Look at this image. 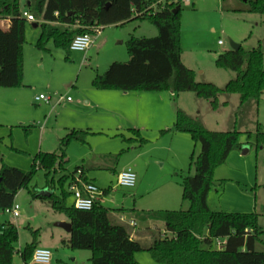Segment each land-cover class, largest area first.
<instances>
[{"label": "trees", "instance_id": "obj_1", "mask_svg": "<svg viewBox=\"0 0 264 264\" xmlns=\"http://www.w3.org/2000/svg\"><path fill=\"white\" fill-rule=\"evenodd\" d=\"M158 0H31L27 11L37 20L42 32L37 42L40 51H46L52 42L58 49L70 52L78 35L95 34V28L126 24L141 20L150 22L158 30L155 38H132L127 42L130 60L113 63L105 74L97 76L92 85L100 91L123 93L172 92L194 93L198 99L210 102L213 110L220 107L222 94L239 95L240 108L250 102L259 103L264 96V53L259 48L245 51H229L216 58L219 69L231 71L236 78L223 89L212 83L198 82L196 73L182 60L181 42L182 5L167 4L161 12L147 9ZM247 12L264 15V0H248ZM179 8L177 14L174 11ZM0 18H10L13 27L0 31V87L20 88L24 79L23 46L26 42L27 21L22 17L20 0H0ZM227 105V103H224ZM140 139V133L132 130ZM170 132L190 135L200 147L196 159L191 158L193 176H183V200L189 207L178 212H160L148 215L154 221L164 223L169 236L154 237L148 247L132 240L127 227L115 222L113 211L97 202L91 211H79L69 186L81 171L85 182L84 167H78L60 179L61 194L34 199L47 201L54 212L63 214L72 225L67 245L78 251H90L91 264H140L136 256L141 252L150 255L156 264H264V252L257 244L264 230L257 213L216 212L210 208L209 195L214 186L216 169L226 164L229 156L241 148L243 133L209 131L199 117H191L178 110ZM25 138L32 128H24ZM88 131L75 130L60 142L55 153H39L33 159L30 171L2 164L0 170V211L15 204L18 193L28 187L38 170L45 171L48 186L54 184V175L63 173L72 143L87 145ZM257 149L264 145V129L259 125L255 134ZM142 141V139H141ZM144 142V141H143ZM26 156L25 153L12 149ZM2 161V159H1ZM67 185V188L65 186ZM50 189V188H49ZM109 191H106L107 194ZM38 232H33V242L22 251L24 263L32 260L38 248ZM217 240H226L220 250ZM19 242L17 227L5 222L0 224V264H14L15 245Z\"/></svg>", "mask_w": 264, "mask_h": 264}, {"label": "rangeland", "instance_id": "obj_2", "mask_svg": "<svg viewBox=\"0 0 264 264\" xmlns=\"http://www.w3.org/2000/svg\"><path fill=\"white\" fill-rule=\"evenodd\" d=\"M30 1L20 0L22 13L27 11ZM248 6V2L244 0H194L191 6H182L183 59L185 65L194 70L197 78L203 80L201 82L212 83L223 89L236 78L234 72L219 69L215 65L219 55L232 50V44L240 45L245 51H252L261 46L264 53V15L247 12ZM101 28L100 35H92L95 42L93 48L85 53L71 51L68 53L63 49L56 48L52 42L47 44L46 51H40L37 48V42L42 30L41 28L35 29L33 23L28 22L26 42L23 46V85L20 88L0 87V124H19L17 120L24 118V120L32 122L27 126H36L42 130L52 116V122L49 124V130L52 132L51 127L55 125V116L59 112L58 102L61 97L70 96L76 104L78 97L83 95L80 100L82 105L87 107L86 102L89 99L93 100V95H104V92L93 87V80L97 76L105 74L113 63H127L130 60L127 42L132 38L150 39L158 36L156 27L148 21L141 20ZM220 42L223 45H220ZM142 93L130 95H181L180 105L182 107L180 109L182 111H184L182 108L187 109L192 114L189 115L184 111L187 115L203 120L202 122L205 123L209 131L229 132L236 129L243 133L240 139L242 144L240 150L233 152L226 164L218 167L214 173V182L220 187L218 194L215 193L216 186L210 192V195L214 197L211 204L213 208H219L218 206L221 204L232 205V203H237L235 200H245L239 193L252 194L251 197L255 200L257 193L259 225L264 230V145L259 149L254 146L258 126L260 125L264 129V96L259 103L250 102L240 108L239 95L222 94L219 97V109L213 110L209 101L198 99L194 93ZM40 95L50 97L51 103L47 105L37 102L36 97ZM129 105V108L122 109V116L112 117L102 113L101 125H99L101 127L99 128L105 129L90 133L87 138L89 144L82 145L75 142L71 144L72 148H68V161L65 162L66 170L54 175V184L48 186L45 171L38 170L35 173L28 187L22 189L16 197L15 203L20 206L19 218L0 211V224L10 222L19 231V242L15 245L14 264H31V261L27 263L22 261L19 251L22 252L27 245L33 242V232L39 233L38 248L51 251V264H91L92 253L90 251L73 250L67 245L70 234L58 226L59 223L67 220V217L54 212L49 202L33 197L35 193L44 190L53 191L57 196L60 195L62 188L59 179L68 172H74L78 167L88 169V173L93 176L97 175L99 177L98 184L102 185L103 189L110 190L103 196L102 205L112 210L117 218L123 217L126 222H130L132 210L136 208L132 198L134 190L118 187L116 179L110 171L102 169L91 171L89 159L97 157L103 164L109 165L111 168L116 166L122 168L140 153L144 154L143 158L145 159L153 156L164 160L169 159L171 162L175 149L169 151L167 138H162L159 142L154 140L153 144H146L143 140H138L125 123V120L135 119L132 113L127 117V111L136 106L135 103ZM52 108L55 110L53 113H51ZM154 114L156 115L153 118L154 121L162 119L161 111L154 112ZM139 120L146 124V118L143 116ZM154 121L152 120L151 123L153 124ZM49 130L46 131L47 135ZM159 135L163 137L161 133ZM192 145H195L194 159H196L200 147L194 142ZM244 150H248L247 155H244ZM92 152H94V156L91 154ZM13 159H21L22 162L28 160L24 156L20 158L15 156ZM33 159L24 163L25 165H20L26 166L23 171L31 170ZM1 163L3 164L2 161H0ZM164 169V171H169V166H165ZM133 170L138 174L136 168ZM194 174V168L189 166L183 176H193ZM179 175L177 182L181 183L182 178ZM222 194V197L225 198L224 203L219 202ZM73 202L74 199L71 196L68 199V205L71 206ZM188 207L187 204L186 210ZM228 213H235V211H228ZM115 222L118 223V220ZM154 224L159 226L161 232L163 231L161 222ZM146 226L139 220V229L146 230ZM151 228L152 235L156 237L169 236L166 233L160 235L161 232L155 226H151ZM257 250L264 252V234L260 236ZM138 255L144 257L149 254L141 252Z\"/></svg>", "mask_w": 264, "mask_h": 264}, {"label": "crops", "instance_id": "obj_3", "mask_svg": "<svg viewBox=\"0 0 264 264\" xmlns=\"http://www.w3.org/2000/svg\"><path fill=\"white\" fill-rule=\"evenodd\" d=\"M12 27L13 21L10 18H0V31L8 32ZM94 44L92 46H94ZM92 46L90 47V50L93 48ZM182 60L185 64L183 56ZM196 80L198 82L203 81L199 80L197 76ZM101 92H104V95H93L94 99H89L86 102L87 107L82 105L81 96L83 95L78 97V102H76V104L70 96H67L66 98L64 97L65 100L63 102H58L59 112L57 113V116H55V125L51 127L53 130L52 132L49 130V124L53 119L52 116L42 130H39L36 126H27L31 125L30 123L32 122H29V120L26 121L24 118H19L17 120V123L19 124H0V156L5 165L25 170L26 166L22 167L20 165H25L24 163L32 161V159L39 153H55L59 148L61 140L71 131L80 130L88 131L89 133L102 131L105 129L99 128L101 127L99 125H101L102 113L103 115L112 117L122 116V109L129 108V104L135 103L136 106L127 111V117L132 113L135 119L125 120L126 126L131 131H138L140 133V139L137 137L138 140L141 141L142 139L146 144H153L154 140L159 142L162 138H167L166 142L169 143V151H174L175 149L171 162H169V159L164 160L163 158L153 156L145 159L143 158L144 154L142 153L135 156L122 168L119 166L111 168V166L103 164L97 157H91L89 161L91 163V171H99L102 169L103 171L112 172L116 179V184L118 182L119 174L123 171L127 169L133 170V168L138 170V174L136 173L137 185L132 189L134 190L132 198L134 199L136 208H133L132 210L133 212L130 222H126L123 217L117 218L114 214L113 219H115V221L118 220V223L127 227L132 240L139 242L144 247H148L152 243L153 238L156 237L155 235H152L153 231L151 226H155L156 229L161 232L159 226L154 224L159 223V221L157 222L149 219L148 215L160 212H178L186 210L187 203L183 200V188L177 181L178 175L182 173L185 174L189 168L191 158L195 154V145H192L193 142L190 135L170 132L174 126L177 110H181L180 108L182 107L180 105L181 95H130L132 93L118 91ZM17 96L21 97L22 95ZM67 98H71L72 101L68 102L66 100ZM97 99L102 102H99ZM182 109L189 115H192L187 109ZM51 111V113H53V111H55L54 108H52ZM157 111L162 112V119L154 121L153 118L156 116L154 112ZM198 114L200 115V112H198ZM142 116L146 118V124H143L144 122L142 121L140 122L139 119ZM152 120L154 121L153 124L151 123ZM112 121L115 122L114 120ZM202 123L207 128L205 123ZM24 128H32V134L28 139L25 138ZM47 130L50 131L48 135L46 133ZM144 133L148 134L145 135ZM160 133L163 137H160ZM87 144H89L88 139ZM69 148H72V145H70ZM12 149L25 153L26 156L17 154L13 152ZM243 153L244 155H247L248 150H244ZM91 154L93 156L95 155L94 152ZM15 156L16 158L24 156V158H28V160L26 159V161L22 162L21 159H13ZM10 161H13L15 164ZM165 166H169V171H164ZM1 168L2 163L0 164V170ZM85 171L87 172V178L93 182L102 191L103 196H105V192L110 190H105L102 185L98 184L99 177L97 175L93 176L88 173V169L86 168ZM68 174L70 173L68 172ZM219 187L220 185H216V194L219 193ZM237 192L239 193V191ZM239 195L245 200H235L237 203H232V205L221 204L218 206L219 208L212 207L211 201L214 197L209 195L210 208L216 212L228 213V211H235V213H239L237 211H247L244 213L251 212L260 215L257 212L259 206L257 193L255 194V200L251 197L252 194L245 195L244 193H239ZM222 196L223 194L221 195L219 202L224 203L225 198ZM102 198L100 200L101 204L103 201ZM139 220L147 225L145 228L146 230L138 228ZM63 222L70 223L68 219ZM162 225L163 231L160 235L166 233L164 223H162ZM142 256L143 255L136 256V260L140 264H156L153 262L150 255Z\"/></svg>", "mask_w": 264, "mask_h": 264}, {"label": "built area", "instance_id": "obj_4", "mask_svg": "<svg viewBox=\"0 0 264 264\" xmlns=\"http://www.w3.org/2000/svg\"><path fill=\"white\" fill-rule=\"evenodd\" d=\"M194 0H158L153 3L147 11H153L154 13L161 12L166 7L167 4H175L182 6H191ZM22 17L29 23H36L35 17L28 11L22 13ZM102 28H95V35L101 34ZM94 44L93 36L90 34L78 35L74 38L70 51L85 53ZM222 45V42L219 43ZM65 100L64 97L60 98V102ZM71 102V98L66 99ZM37 102H43L45 104L51 103V98L45 95H40L36 98ZM119 187L134 189L137 185V175L132 169H127L119 174L118 182ZM69 192L72 194L74 199V207L79 211H91L97 202H100L103 193L102 191L93 183L85 182L82 178L81 171H78L74 177L73 183L69 186ZM7 215L13 216L14 218L20 217V206L14 204L12 208L5 210ZM226 240H217L218 249H222L225 245ZM22 252L19 251V257H21ZM52 253L48 249L37 248L33 254L31 264H51Z\"/></svg>", "mask_w": 264, "mask_h": 264}, {"label": "water", "instance_id": "obj_5", "mask_svg": "<svg viewBox=\"0 0 264 264\" xmlns=\"http://www.w3.org/2000/svg\"><path fill=\"white\" fill-rule=\"evenodd\" d=\"M245 2H248V0H244ZM179 11V8H177L174 13L177 14ZM33 27L35 29L38 28V26L36 24L33 25ZM241 48L240 45H237V44H232V50L233 51H238L239 49ZM54 194L53 191H50V190H44L42 192L39 193V196L42 197V198H49L51 197L52 195ZM58 226L62 229H64L65 231H67L69 234H71L72 232V225L71 223H66V222H62V223H59Z\"/></svg>", "mask_w": 264, "mask_h": 264}]
</instances>
